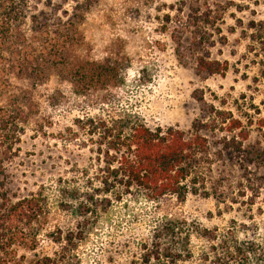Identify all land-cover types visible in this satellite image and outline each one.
Returning <instances> with one entry per match:
<instances>
[{"label": "rangeland", "instance_id": "374dc122", "mask_svg": "<svg viewBox=\"0 0 264 264\" xmlns=\"http://www.w3.org/2000/svg\"><path fill=\"white\" fill-rule=\"evenodd\" d=\"M32 7L77 17L82 55L109 63L117 77L102 84L54 75L31 89V119L0 182L14 200L40 199L47 220L37 249L19 247L18 258L264 264V0H37ZM201 58L229 70L199 75ZM214 117V129L201 128ZM232 120L248 140L242 130L225 131ZM132 123L199 127L210 146L206 186L184 201L136 188L107 192L97 142L105 128ZM238 247L250 255H235Z\"/></svg>", "mask_w": 264, "mask_h": 264}, {"label": "trees", "instance_id": "16d2710c", "mask_svg": "<svg viewBox=\"0 0 264 264\" xmlns=\"http://www.w3.org/2000/svg\"><path fill=\"white\" fill-rule=\"evenodd\" d=\"M35 1L0 0V176L3 177H6L5 164L18 150L22 126L31 119L34 107L31 89L44 85L54 75L68 77L71 83L80 78L102 84L117 77L116 69L109 63L89 61L82 55L77 17L65 20L57 13L32 12ZM197 68L203 76L225 75L229 70L226 63L204 58L198 60ZM216 121L214 117L201 128L214 129ZM222 121L225 124L228 120ZM238 130H242V140H248L249 134L240 120H232L225 128L228 133ZM97 144L108 174L101 178L107 192L120 188L130 193L136 188L152 199L174 196L184 201L189 194L196 195L201 186H206L204 169L209 166L210 146L208 138L195 125L190 132L173 127L151 129L138 123L105 128ZM46 220L47 212L40 199L31 196L14 200L7 182H0V264H24L17 250L22 246L29 251L37 249L38 233ZM260 252L264 256V249ZM234 254L247 256L250 252L238 247Z\"/></svg>", "mask_w": 264, "mask_h": 264}]
</instances>
